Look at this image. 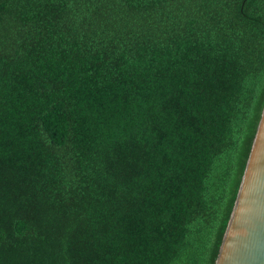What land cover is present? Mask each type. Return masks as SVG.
<instances>
[{
	"label": "trees",
	"instance_id": "trees-1",
	"mask_svg": "<svg viewBox=\"0 0 264 264\" xmlns=\"http://www.w3.org/2000/svg\"><path fill=\"white\" fill-rule=\"evenodd\" d=\"M264 105V0H0V264H214Z\"/></svg>",
	"mask_w": 264,
	"mask_h": 264
},
{
	"label": "water",
	"instance_id": "water-1",
	"mask_svg": "<svg viewBox=\"0 0 264 264\" xmlns=\"http://www.w3.org/2000/svg\"><path fill=\"white\" fill-rule=\"evenodd\" d=\"M214 264H264V105Z\"/></svg>",
	"mask_w": 264,
	"mask_h": 264
}]
</instances>
